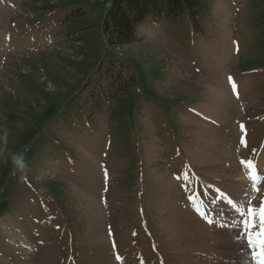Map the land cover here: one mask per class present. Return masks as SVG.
<instances>
[{
  "label": "rangeland",
  "instance_id": "374dc122",
  "mask_svg": "<svg viewBox=\"0 0 264 264\" xmlns=\"http://www.w3.org/2000/svg\"><path fill=\"white\" fill-rule=\"evenodd\" d=\"M110 1L0 0V264H263L264 0L122 47ZM108 61L129 78L99 104Z\"/></svg>",
  "mask_w": 264,
  "mask_h": 264
},
{
  "label": "trees",
  "instance_id": "16d2710c",
  "mask_svg": "<svg viewBox=\"0 0 264 264\" xmlns=\"http://www.w3.org/2000/svg\"><path fill=\"white\" fill-rule=\"evenodd\" d=\"M205 1L111 0L105 11L101 29L106 35L110 46L122 47L134 41L136 28L144 24L148 19L156 23L166 20L173 24L185 20L194 27H199L202 17L201 9ZM111 62L108 61L105 66H102V64L95 73L97 77L99 76V82L96 87H93L92 91L96 95L94 100L99 104L105 98L109 101L115 94L123 92V87L126 85L125 81L129 78L128 75L124 74V67ZM77 69L80 72L88 68L79 66ZM128 82L131 81L129 80ZM132 83L131 85L133 86L134 83ZM124 96H127V94H123L122 98ZM120 102L118 101V105L110 110V116L115 123H121V125L125 126L126 97L123 98V102Z\"/></svg>",
  "mask_w": 264,
  "mask_h": 264
},
{
  "label": "clouds",
  "instance_id": "9594fccd",
  "mask_svg": "<svg viewBox=\"0 0 264 264\" xmlns=\"http://www.w3.org/2000/svg\"><path fill=\"white\" fill-rule=\"evenodd\" d=\"M9 143L8 130L5 128L0 129V150ZM11 163L15 170L19 173V178L23 180L26 174V162L22 153L14 154L11 158Z\"/></svg>",
  "mask_w": 264,
  "mask_h": 264
},
{
  "label": "bare ground",
  "instance_id": "6f19581e",
  "mask_svg": "<svg viewBox=\"0 0 264 264\" xmlns=\"http://www.w3.org/2000/svg\"><path fill=\"white\" fill-rule=\"evenodd\" d=\"M260 161H259V163L257 162L256 163V165L257 166H260ZM261 168V167H260ZM248 170V169H247ZM247 170L246 171H243V172H241V173H239V177L237 178V182H239V183H243L244 182V180H245V178L243 177V175H245V174H247ZM249 170H251L250 168H249ZM246 172V173H245ZM248 174H250V171H249V173ZM220 220V219H219ZM238 221V220H237ZM243 227V226H242Z\"/></svg>",
  "mask_w": 264,
  "mask_h": 264
},
{
  "label": "snow or ice",
  "instance_id": "6c2138e0",
  "mask_svg": "<svg viewBox=\"0 0 264 264\" xmlns=\"http://www.w3.org/2000/svg\"><path fill=\"white\" fill-rule=\"evenodd\" d=\"M241 131L243 132L244 129H243V126H241ZM245 143V141L242 139L241 140V144L243 145ZM241 164H246L248 167H251V162L248 161V162H245V161H241ZM261 220H262V223H264V216L261 217Z\"/></svg>",
  "mask_w": 264,
  "mask_h": 264
}]
</instances>
